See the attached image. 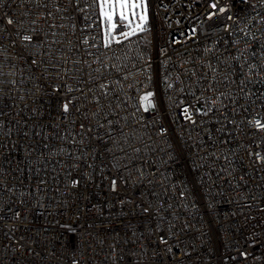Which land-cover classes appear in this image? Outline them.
I'll list each match as a JSON object with an SVG mask.
<instances>
[{
	"label": "built area",
	"instance_id": "2783aa9c",
	"mask_svg": "<svg viewBox=\"0 0 264 264\" xmlns=\"http://www.w3.org/2000/svg\"><path fill=\"white\" fill-rule=\"evenodd\" d=\"M212 2L148 0L149 47L140 35L112 50L79 43L101 42L98 26L81 31L96 21L92 0H81L85 12L65 0L66 12L55 10L56 0L47 9L36 0L0 3V24L12 18L28 30L37 20L57 42L24 50L12 25L3 33L0 264H264V159L256 156L264 158V130L250 123L264 118V0H218L216 9ZM49 10L48 22L65 27L48 28L40 14ZM45 48L52 60L92 63L86 48L100 59L115 54L107 62L120 71L107 79L120 84L97 105L87 64L83 75L73 69L62 80L53 77L72 65H30L29 53ZM65 83L88 98L66 93ZM147 91L155 109L137 110ZM204 101L214 106L200 115Z\"/></svg>",
	"mask_w": 264,
	"mask_h": 264
},
{
	"label": "snow or ice",
	"instance_id": "6c2138e0",
	"mask_svg": "<svg viewBox=\"0 0 264 264\" xmlns=\"http://www.w3.org/2000/svg\"><path fill=\"white\" fill-rule=\"evenodd\" d=\"M3 0H0V3H2ZM51 0H36L37 6H42L44 8H49V3ZM65 2L72 6L74 10L79 12H85L86 8H82L81 0H65ZM87 2V0H86ZM217 3L212 2L210 3L209 7L211 9L217 8ZM92 6H94V11L96 13V21L91 24H85L81 27V31H87L89 28H96L99 27L98 35L100 36V43H95L96 37L93 36L91 39L89 36H84L83 39L79 41L81 46H88V48H103L106 50H112L114 45L118 46H124L126 43L131 44L134 37H138L141 34L148 31V23H149V17H148V5L147 0H92ZM57 12L61 11H67V8H61L59 6V0H56V9ZM226 9L221 7L219 9L220 13L225 12ZM44 21L48 22L49 18L52 17L53 13L51 10H49L46 14H40ZM217 15L215 11H212L208 14L207 19H211L213 16ZM83 20H88L87 16L82 17ZM228 19H231V16L228 17ZM32 27L28 30H23V22L13 20L12 18H6L3 24H0V53L5 52L7 49L4 46L3 40L4 36L3 33L7 31L6 25H12L11 32L15 33L16 36L19 37V41L21 46L24 50H27L29 47L39 49L44 47L46 44H55L56 41H48L46 37L48 36H54L56 35L53 31H45L42 28L39 27V23L37 20H32L31 22ZM63 28L65 27L64 24H55L48 22V28L49 29H55V28ZM73 29L72 34L74 35L76 25L72 24L70 26ZM30 31L32 34H27V32ZM192 32L195 33L196 29H192ZM64 35H67L65 33ZM8 39H11V37H8ZM174 43L176 41H173ZM60 43H64L61 41ZM68 43H71L68 41ZM12 47H16L17 41L11 40ZM88 48L85 49L87 54L89 56H96L97 58L92 63H87L80 60H74L70 57L66 56H56L55 60H52V57L54 53L48 50V48H45L44 53L40 52H33L29 53L30 57V65L37 67L39 69L42 65L47 63H52L53 67L57 63L63 62L65 65H72L73 68L70 69L68 67H65L63 70V75L53 77V79H64L65 76H68L69 79H71L70 72L73 69H78L77 75H83L84 74V65L87 64V68L90 69V71L87 72L88 76H93L95 73L94 81L93 83L89 84L88 87V93H92V101H94L97 105L100 103V100L102 97H107L110 94V91H114V85L120 84V80H114L109 81L107 79L108 75H112L113 71H120V68L116 64H109L107 61L109 59H119L118 57H115V54H113V57H107L105 59H100V56L103 55L102 53H93L88 50ZM261 48L264 49V45H261ZM71 50V49H69ZM41 55H45L48 57V59H40ZM255 56L256 53H253ZM93 64L96 66L93 67ZM2 63H0V68H2ZM251 67H255L250 66ZM45 72L48 71L47 68L44 69ZM59 72L60 69H57ZM241 71H243V66H241ZM4 73L0 71V75H3ZM193 75L195 73L193 72ZM124 80L128 79V76L125 75L123 77ZM149 81L151 80V76L148 77ZM77 84H84L88 83L85 80H77ZM167 83V81H164ZM11 83H15V81H11ZM38 87V85H37ZM168 88L173 87L171 84H167ZM211 86L209 85V88ZM63 88L66 93L70 94L76 91H79L81 93H84V89L82 87L73 88L67 83L63 85ZM61 88L59 86L54 88V91L59 92ZM122 90V89H121ZM181 92H183V88L180 89ZM96 92H99L100 95H95ZM192 95H195V93H192ZM155 93L152 91L144 92L143 95L139 97V108L137 110L142 109L144 112H149L150 110H154L156 107L155 101H154ZM84 98L87 99L88 96L86 93H84ZM201 97H197V100H200ZM73 101L71 99L66 100L62 104V111L66 115L70 112V104H72ZM206 105L209 106L208 109H196V112L200 115H207L208 110H210L211 107L214 106V104L211 101H204ZM78 107V105H76ZM182 114L184 116V119L191 121L193 124L195 123V120L192 119V113L189 110V107H184L182 109ZM94 115H98V113H95ZM264 118H257L254 120V122H250L251 126L254 128H257L259 130H264V123L261 122V120ZM109 123H111L109 121ZM84 125H81V128H83ZM219 131V130H218ZM25 135H27L25 133ZM74 143V141H73ZM136 151H139V149H135ZM257 159H264L260 157L259 153L256 154ZM80 183L79 180H73L71 182L72 187H76ZM115 180L112 181L113 190H115ZM147 211V209H145ZM17 216H19V212L16 213ZM161 241L163 243H167V241L161 237ZM171 251V248L169 249Z\"/></svg>",
	"mask_w": 264,
	"mask_h": 264
},
{
	"label": "trees",
	"instance_id": "16d2710c",
	"mask_svg": "<svg viewBox=\"0 0 264 264\" xmlns=\"http://www.w3.org/2000/svg\"><path fill=\"white\" fill-rule=\"evenodd\" d=\"M151 30H152V23H151V19L149 20L148 23V31H146L145 33L141 34L145 44L147 47H149L150 42H151Z\"/></svg>",
	"mask_w": 264,
	"mask_h": 264
},
{
	"label": "rangeland",
	"instance_id": "374dc122",
	"mask_svg": "<svg viewBox=\"0 0 264 264\" xmlns=\"http://www.w3.org/2000/svg\"><path fill=\"white\" fill-rule=\"evenodd\" d=\"M147 5H148V0H147ZM148 17H149V20L151 19V14H150V9H149V5H148ZM151 23H152V21H151ZM151 36H152V34H151ZM150 36V37H151Z\"/></svg>",
	"mask_w": 264,
	"mask_h": 264
}]
</instances>
